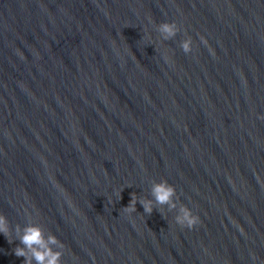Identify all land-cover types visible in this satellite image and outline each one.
<instances>
[{"label": "water", "instance_id": "obj_1", "mask_svg": "<svg viewBox=\"0 0 264 264\" xmlns=\"http://www.w3.org/2000/svg\"><path fill=\"white\" fill-rule=\"evenodd\" d=\"M261 116L264 0H0V264L29 224L62 264H264Z\"/></svg>", "mask_w": 264, "mask_h": 264}, {"label": "clouds", "instance_id": "obj_2", "mask_svg": "<svg viewBox=\"0 0 264 264\" xmlns=\"http://www.w3.org/2000/svg\"><path fill=\"white\" fill-rule=\"evenodd\" d=\"M157 31L162 39L167 41L175 38L180 32V28L174 22H165L157 26ZM192 45L191 37L184 40L181 44L184 53H191L193 51ZM260 119H264V116H261ZM151 196L152 199H140L136 193H132L131 202L124 209L131 214L137 211L136 205L139 203L142 205L144 212L150 216L156 210L157 205L161 206L160 212L163 211V206H168L169 211L177 208L176 201L179 199L177 190L167 180L153 183ZM175 221L178 225L187 229H195L201 223L200 217L185 205H181ZM15 231L22 245V247L15 248V255L23 257L25 264H62L64 255L62 249L65 245L55 235L45 234L44 229L39 224H29L23 229L17 225ZM0 233H3L6 237L11 235L9 221L4 215H0Z\"/></svg>", "mask_w": 264, "mask_h": 264}]
</instances>
